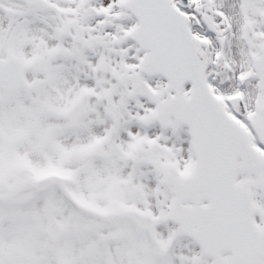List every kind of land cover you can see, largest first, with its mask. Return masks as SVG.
Here are the masks:
<instances>
[{
    "label": "snow or ice",
    "instance_id": "obj_1",
    "mask_svg": "<svg viewBox=\"0 0 264 264\" xmlns=\"http://www.w3.org/2000/svg\"><path fill=\"white\" fill-rule=\"evenodd\" d=\"M0 264H264V0H0Z\"/></svg>",
    "mask_w": 264,
    "mask_h": 264
}]
</instances>
